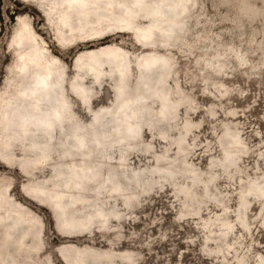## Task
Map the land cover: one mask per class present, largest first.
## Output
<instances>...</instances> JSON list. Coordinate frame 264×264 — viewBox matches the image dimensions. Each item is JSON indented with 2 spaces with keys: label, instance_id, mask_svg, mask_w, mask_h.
I'll use <instances>...</instances> for the list:
<instances>
[{
  "label": "rangeland",
  "instance_id": "1",
  "mask_svg": "<svg viewBox=\"0 0 264 264\" xmlns=\"http://www.w3.org/2000/svg\"><path fill=\"white\" fill-rule=\"evenodd\" d=\"M137 1L114 0V16L136 12ZM140 1L161 4L167 20L140 15L122 30L113 22L100 38L61 47L41 5L0 0V94L19 79L14 35L23 17L59 58L70 103L68 121L56 125L47 144L61 176L51 168L30 178L18 170L20 161L37 158L32 145L47 136L25 134L17 121L11 130L0 122V145L16 161L8 166L9 157L0 155V189L2 180L9 181L26 221L29 214L38 220L25 239L38 246L31 254L17 251L20 233L8 239L0 224V264H70L77 250L88 264H264V0H185L187 10L176 22L166 8L179 0ZM152 25L167 36L157 33L152 43H140V28ZM91 51L102 72L98 82L75 69L76 58L84 54L88 61ZM147 55L160 57L159 65L144 68ZM117 60L125 68L121 96ZM75 83L91 93L88 108ZM125 101L129 105L120 109ZM96 113L104 114L100 123L93 120ZM128 122L139 128L135 140L126 137ZM76 133L89 143L112 142L101 153L93 148L87 163L74 155L79 195L67 182ZM122 133L125 141L115 144ZM170 161L173 173L165 169ZM30 182L70 188L80 202L68 205L67 218L92 222L81 234L63 235L71 224L64 226L29 198Z\"/></svg>",
  "mask_w": 264,
  "mask_h": 264
},
{
  "label": "bare ground",
  "instance_id": "2",
  "mask_svg": "<svg viewBox=\"0 0 264 264\" xmlns=\"http://www.w3.org/2000/svg\"><path fill=\"white\" fill-rule=\"evenodd\" d=\"M30 1L44 8L46 17L55 30V38L61 47L74 46L81 42L100 38L107 33V29L113 22L119 24L118 27L122 30L123 23L128 25L129 22L134 21V19H137L140 15L151 18L154 14L158 13L159 15H156L158 20L162 22L167 20V15H163V6L161 4L158 3L151 6L140 0L135 3L136 12H131L130 10L127 11L125 15L121 14L120 17L114 16V11L116 9L114 0ZM169 9L173 11V17H171L170 20L176 22L186 12V2L185 0H179L178 3L167 6L166 10ZM157 33L163 38L168 34H166L165 30H161L158 25L140 28V43L145 45L152 43ZM40 39L43 45H41ZM14 46L18 58L17 76L19 79L16 83L10 84L12 90L5 92V96L0 94V122L5 124L7 130H11L17 121L25 134L31 133L32 130L34 133L45 134L47 136V141H45L44 144L32 145V148L38 153L37 158L30 162L24 160L20 161L16 168L21 170L28 178L32 176V172H36L43 168H51L52 174L61 176L62 171L59 169V163L51 157L47 146L48 142H53L56 125L58 124L63 127L64 123L68 121L70 113V103L64 93V87L62 85L63 72H61V67L59 66L60 60L49 53L47 43L37 35L32 24L23 17H19V26L14 35ZM104 51L108 52L109 55L113 53L110 49ZM89 56H92L91 59L84 61V54H80L75 60V69L78 71H88L92 79L98 82L102 75V72L96 66L99 61L93 55L92 51L89 53ZM160 60L161 58L156 55H147L143 59L142 66L147 69L148 67L159 65ZM118 67L120 83L117 96H121L123 94L121 83L125 81V68H122L119 61ZM74 88L81 105L88 108L92 98L89 90L84 86H80L79 83H75ZM128 105L129 103L125 101L124 104H121L120 109ZM122 112L125 117H131L128 113V109H124ZM93 115V120L97 123H100L104 118V114L97 116L96 113ZM117 126L118 130H121L119 123ZM138 129V126L135 127L132 122H128L125 125L124 130H126V137L128 140L136 139L137 133L139 132ZM122 134L123 135L120 134L118 141H113L115 144L125 141V133ZM73 138L74 142L72 145L75 146V150L71 153L72 159L68 162L71 168L69 172L71 177L67 182L72 183L71 188H74L79 195L80 181H77L75 177H78L80 173L76 170L78 164L73 159L74 155L80 154L83 157L80 159L81 162L87 163L93 148L101 153L105 151L106 143L109 144L112 142H105L104 139H93L90 142L92 145H90L86 137L80 133L73 135ZM6 148L7 146L0 145V155H3L4 158L9 157L10 160L5 159L6 165L14 166L16 161L6 154ZM172 164L173 161H170L168 168H165L166 171L173 173ZM1 183L0 224L6 227L7 238L11 239L13 232H18L20 236L17 251L29 252L28 254L37 252L38 246L36 244L33 246L27 245L25 239L30 234V227L36 226L31 223L38 220L35 216L29 214L27 222L22 205L17 204L11 198V194L9 193L11 183L7 180H2ZM115 188L119 189V186L115 185ZM25 191L29 194L31 200L50 208L56 219H62L64 226L71 224L70 229L63 232L65 236H73L76 232H79V234L83 233L92 222L91 218H87L85 221H69L66 216L68 205H78L80 197L75 195V193L71 194V189L68 187L62 189V191H56L52 189L51 184L47 185L44 182H30L27 184ZM57 213L61 214L62 217H59ZM99 215L103 216V213H99ZM39 229L40 226L37 227L38 238L40 236ZM10 256H12V254H10ZM86 258L85 253L81 250H77L70 264H88Z\"/></svg>",
  "mask_w": 264,
  "mask_h": 264
}]
</instances>
